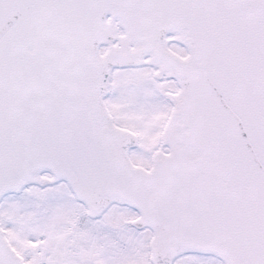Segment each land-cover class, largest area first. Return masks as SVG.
<instances>
[{"label": "snow or ice", "instance_id": "obj_1", "mask_svg": "<svg viewBox=\"0 0 264 264\" xmlns=\"http://www.w3.org/2000/svg\"><path fill=\"white\" fill-rule=\"evenodd\" d=\"M0 264H264V0H0Z\"/></svg>", "mask_w": 264, "mask_h": 264}]
</instances>
